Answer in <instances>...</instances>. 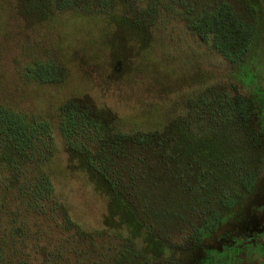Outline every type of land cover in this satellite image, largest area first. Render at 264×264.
<instances>
[{"label":"rangeland","instance_id":"374dc122","mask_svg":"<svg viewBox=\"0 0 264 264\" xmlns=\"http://www.w3.org/2000/svg\"><path fill=\"white\" fill-rule=\"evenodd\" d=\"M86 2L89 8L81 14L68 10L34 25L14 11V0H0L8 13L0 23V104L52 123L55 154L50 163L39 167H45L52 176L55 198L66 214L94 243L92 248L98 250L95 257L99 253L108 261L116 257L113 248L118 240L108 231L119 218L110 212L107 186H100L98 179L84 170L86 160L67 147L59 131L61 108L68 100H78V104L89 101V106L100 113L93 111L95 120L126 133L171 127L164 138L167 142L159 149H141L139 146L149 144L133 138L120 149L111 138L89 143L90 150L101 152L95 155L97 164H107L115 179L127 185L128 197L133 199L140 219L152 225L156 236L171 246L167 257L157 256L158 244H147L144 237L133 238L130 244L137 248L142 244L144 251L155 257L150 264L195 262L193 256H200V246L210 236L199 241L190 234L201 225L208 208L218 205L214 202L220 201L222 194L231 200L234 172L239 169L243 174L255 171L262 178L261 186L239 209L227 214L221 230L205 246L223 249L235 241L239 245L227 251L231 260L224 264H264V158L255 161L262 157V150L252 141V134L259 138L260 132L255 121L259 115L256 99L264 93V0ZM220 4L234 9L243 24L255 32L248 54L237 62L210 41H202L196 31V23ZM46 59L63 65L65 82L27 80L25 72L33 61ZM76 135L87 141L84 134ZM247 155L249 166L235 168ZM9 174L0 159V201L6 198L10 207L3 224L11 229L13 223L21 221L13 214L22 211V219L30 225L29 237L23 240L17 236L15 250L22 261L26 258L23 253H27L37 255L41 264L58 243L41 245L35 251L34 240L40 235L42 220L33 212L23 211L15 193L4 191ZM52 205L48 203L46 209ZM213 208L217 218L220 211ZM247 209L251 220L245 217L244 228L228 230ZM55 215L58 220L65 217L59 211ZM22 230L19 227L17 234L24 233ZM123 232L127 233L125 229ZM223 232L228 233L220 237ZM54 234L59 238L58 231Z\"/></svg>","mask_w":264,"mask_h":264},{"label":"trees","instance_id":"16d2710c","mask_svg":"<svg viewBox=\"0 0 264 264\" xmlns=\"http://www.w3.org/2000/svg\"><path fill=\"white\" fill-rule=\"evenodd\" d=\"M14 3V11L24 20L27 18L32 20L35 23L34 25L37 24L36 22L46 23L49 20H53L61 12L73 10L76 14H81L80 12L89 8L86 0H82V2L81 0H14ZM5 6L6 4L0 3V23L5 20V15L8 14L7 7ZM209 13L196 23V31L199 38L204 42L210 41L220 53L233 62L240 61L246 57L247 52L252 46L254 37H256L255 32L247 28L239 19L234 9L228 5L220 4ZM25 74L27 80L38 81L43 84L63 83L66 79L65 68L54 59L33 61ZM256 100L259 115L257 114L255 121L257 124L259 123L260 132L259 138L257 136L254 137V134H252V141L254 142V147L255 145L258 148L261 147L260 150L262 151L260 152L262 153V157L258 156V160H255L256 162H261L260 159L264 158V93L260 92ZM78 102V100H68L62 106L59 131L67 147L74 151L75 154L79 152L82 160L83 158L86 160V165H83L86 167L84 170L98 179L100 186L103 187L104 183V186L108 188L112 201L110 212L119 218L117 224L115 221V224H112V229L108 231L110 236H114L118 240V246L113 248L116 257H113L112 261H108L105 254L99 257V253L95 257L98 250L92 248L94 243L87 237L86 232L66 214L61 206L62 203L58 202L55 198V185L52 176L46 171L45 167H42V169L39 167L40 164L45 166V164L50 163L51 158L55 154V136L53 134L52 123L49 120L20 112L5 104H0V159H2L3 164L8 167L10 172L4 191L7 194L9 192L15 193V200L23 207V211L33 212L35 216L42 220L41 224L38 225L40 235L36 234L38 242L34 240L36 252H38V247H41V245L46 244L49 246L51 243H58L57 249L48 251L47 256L42 258L41 264H136L137 261L139 262L137 264H150L155 258L151 256L153 254L146 253L144 251L145 248L141 247L142 244L138 248L130 244L133 238L134 240L135 238L142 240L143 237L147 244H152L153 246H156L155 244L159 245V252H154L155 254H159L157 256L167 257L172 252L171 246H167L156 236L152 225L149 226L140 219L132 204L133 199L128 197L131 194L126 189L127 185H123L120 178L115 179V174L111 172L112 169L107 164L105 166L100 162L97 164L95 155H100L101 152L94 153L90 150L89 143L95 139L101 141L102 138H111L114 139L112 144L120 149V146L128 138H133L137 143L149 144V146L138 145L141 149L147 150L149 147L159 149V147L162 148L167 142L164 138L168 136L171 127L165 129L166 126L164 125L161 128L154 129L155 131L126 133L109 123L104 124L95 120L93 111L95 114L100 113L92 106H89V101L81 102V104H78ZM256 113L258 112L256 111ZM250 126L251 123L249 122L248 127ZM162 128L163 130H161ZM152 131L154 133H151ZM234 131L236 133V129ZM76 134H84L85 137L83 139L87 141L81 140ZM86 135H89V138ZM237 137L236 134L235 142L239 145ZM260 152H258V155ZM249 157L247 155L246 160L240 163L237 161L235 168L249 166ZM210 170L207 172H211ZM111 173L113 174L112 176H110ZM234 178L235 187L233 195L230 197L231 202L228 201L227 195L222 194L223 198L220 201L214 202L215 204L218 203V205H212L218 212L220 211L219 216L217 218L214 217V208L210 206L207 214L202 219L201 225L194 227V230L190 234L192 238L195 237L199 241H203L204 238L206 239V237L210 236L201 246L199 245L201 250L200 256H193L195 257L193 264H221L219 262H223L222 264H224L225 261L231 260V257L226 255L227 251L232 246L239 245L234 241L235 244L233 242L227 244L223 249H213L205 246V242L212 239L221 230V226L227 219V214L239 209L250 195L256 193L262 182V178L255 171L249 170L244 172V174L240 169L236 170ZM0 203V264H38L37 260L39 257L37 255L23 253L22 256L26 258L22 261V258L19 257V252L15 250L17 236L23 240H27L29 237L30 225L24 218L22 219L20 215L22 211H16L13 214L15 219L20 218L21 221L13 223L11 229H8L3 224V218L7 215V209H10V207H8L9 205L4 197ZM48 203H53V205L47 210L46 206ZM58 211L60 216L61 213L65 214L62 220H58L55 215V212L58 213ZM246 216L249 217L248 220H251L248 209L243 217L235 220L232 228L228 230L244 228L243 224ZM213 218L216 221L212 224L211 220ZM248 225H250V222ZM19 227H22L24 233L17 234ZM123 229L126 230V234H123L125 232H123ZM72 230L75 233H71ZM55 231H58L59 238L55 237ZM225 233L228 232L221 233L220 237ZM261 245L263 244L259 246ZM202 253L204 256H202ZM135 259L136 261L134 262ZM172 264L178 263L174 261Z\"/></svg>","mask_w":264,"mask_h":264}]
</instances>
